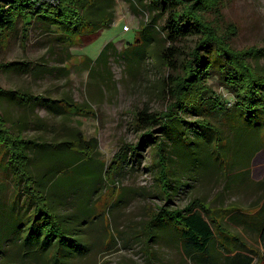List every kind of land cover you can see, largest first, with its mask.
I'll return each instance as SVG.
<instances>
[{
	"label": "rangeland",
	"instance_id": "rangeland-1",
	"mask_svg": "<svg viewBox=\"0 0 264 264\" xmlns=\"http://www.w3.org/2000/svg\"><path fill=\"white\" fill-rule=\"evenodd\" d=\"M220 9V19L213 15L210 19H215L216 29L229 37L233 50H264V0H221ZM113 11L115 21L110 27L100 30L92 40L76 42L68 51L57 40L58 35L46 33L40 22L31 24L26 34L20 18L14 32L0 47L2 91L45 97L53 101L55 109L63 105L70 113H75V107L63 104L65 99L82 108L80 114L68 115L65 110H51L42 104L21 107L12 95L0 97V114L13 126L15 134L38 144L46 143L49 146L44 149L51 150H56L53 145L57 142L73 139L78 130L85 140L95 141L92 153H86L79 169L68 175L66 189L49 195L64 227L87 246L70 241L66 246L77 252L80 259H74L73 253H64L63 262L199 264L197 257L185 255L175 232L162 229L160 224L153 228L150 225L161 209L181 211L191 202H199L194 209L205 219L218 221L222 231L230 232L254 250L255 254L246 253L252 259L251 264H264V248L242 214L253 215L264 206V198L259 201L264 195V149L253 157L246 156L251 153L243 148L247 138L228 120L226 111L232 108L233 97L224 88L226 80L215 74L216 69L227 74L231 70L214 67L207 83L211 90L208 98L217 97L222 107L218 113L207 114L214 120L209 119L218 129V137L209 134L206 127L192 125L195 131L185 130L189 137L182 138L180 144L168 139L169 135L158 126L149 127L152 136L148 138L147 131L137 126L135 115L140 110L149 114L166 111L173 101L169 91L171 79L177 73L166 68L159 56L155 57L159 51L172 47L161 31L165 12L152 6L150 0H114ZM150 20L153 22L144 36V44L137 47V30ZM190 33L172 47L179 53L177 68L191 60L198 45V35ZM105 47V54L100 57ZM198 51L202 53L201 48ZM207 57L213 60L212 51ZM88 58L95 62L86 63ZM249 63L264 77L263 53ZM181 116L187 122L197 119L187 111ZM152 141L162 144L166 153L172 186L166 191L169 200L157 180L159 167L156 144ZM135 145L139 147L138 155L131 156L127 149L121 168L110 183L106 177L113 166L110 162L123 152V147ZM38 152L34 150L31 154L36 156ZM3 174L1 170L0 178ZM212 226L217 233L215 225ZM219 241L224 243L216 234L210 250L216 263L224 264L227 254L238 251L241 244L224 245L225 249Z\"/></svg>",
	"mask_w": 264,
	"mask_h": 264
},
{
	"label": "trees",
	"instance_id": "trees-1",
	"mask_svg": "<svg viewBox=\"0 0 264 264\" xmlns=\"http://www.w3.org/2000/svg\"><path fill=\"white\" fill-rule=\"evenodd\" d=\"M113 3L114 0H0V47L5 44L4 39H8L14 32L17 19L20 18L26 34L31 24L40 22L46 33L58 35L57 40L61 41L68 51L76 42L92 40L100 30L114 23ZM150 4L165 12V24L161 31L164 39L173 48L190 32H195L199 38L197 47L190 52L191 60L178 68L176 58L179 53L172 47L155 55L160 57L166 68L172 69L173 73L177 72L171 79L172 86L169 89L173 101L164 112L149 114L146 110L138 111L135 115L137 126L147 131L145 134L148 138L152 136L149 127L158 126L159 130L165 131L166 136L169 135L168 139L179 144L182 138L188 139L189 135L184 134V131L190 133L189 128L191 129L192 125L196 128L206 127L209 134L218 137V129L213 127L209 120L212 118L207 114L218 113L222 107L217 102V97L215 100L208 98L211 90L207 83L213 76L214 67H221L225 71L230 69L232 72H228L229 74L220 73L217 69L215 74L218 79L221 77L226 80L223 82L224 88L233 97L232 108L226 111L227 117L231 126L240 128L243 136L247 138L243 148L251 153L246 156H255L264 149V77L251 67L249 60L264 54V50L252 48L237 52L231 48L229 37L218 31L214 22L215 19H220L221 0H150ZM211 15L214 20L210 19ZM152 22L150 20L139 26L138 37L135 39V44H139L137 47L144 44V36L149 33L148 27ZM106 47L100 57L105 54ZM199 48L202 53H199ZM210 51L214 56L213 60L207 57ZM85 61L95 62L90 58ZM9 95L14 97L18 105L25 108L42 104L51 110H65L68 115L80 114L82 111L81 106L68 103V99L64 100L66 103L63 100L61 103L72 104L75 113H70L63 105H57L58 108L55 109L51 104L53 101L45 97H36L26 92L24 94L2 91L0 88V97ZM30 101L34 103L26 105ZM210 103L212 105L208 106ZM84 109L92 113L88 106ZM184 111L197 116V119L187 122L181 116ZM8 123L0 114V171L4 170V176L0 178V264H65L64 253H73L74 259H80V255L66 245H70V241L78 242L79 245L86 244L77 239L72 230L64 227L63 220L54 212L49 195L54 191L66 189L68 175L79 169L86 153H92V143L95 141L85 140L78 130L70 141L54 144L56 150L44 149L49 145L23 139L20 133L13 132V126ZM236 141L238 139L234 142ZM152 142L156 144V164L159 167L156 172L157 180L162 184L169 200L166 191L172 186L171 173L166 166V153L162 144ZM122 149L123 152L110 162L113 164L111 170H107L106 177L110 183H113L114 176L120 170L127 149H130L131 156L134 157L138 155L139 147L125 146ZM34 150L39 151L36 156L31 154ZM263 198L264 195L259 201ZM196 204L199 205V202H191L181 211L161 209L151 219L150 225L152 224L153 228L160 224L162 229L175 232L182 242L185 255L197 257L199 264H217L210 250V244L216 234L223 240L224 243L219 241L223 247L241 244L238 251L227 254L229 257H226L224 264H251L252 259L246 253L255 254L254 250L244 246L242 241L230 232L222 231L218 221L205 219L199 210L194 209L198 207ZM242 214L254 234L257 233L258 241L264 248V206L253 215ZM212 225L217 228V233L212 229ZM69 235H72V238ZM4 237L5 246L2 242Z\"/></svg>",
	"mask_w": 264,
	"mask_h": 264
},
{
	"label": "built area",
	"instance_id": "built-area-1",
	"mask_svg": "<svg viewBox=\"0 0 264 264\" xmlns=\"http://www.w3.org/2000/svg\"><path fill=\"white\" fill-rule=\"evenodd\" d=\"M125 30L128 31V27H126Z\"/></svg>",
	"mask_w": 264,
	"mask_h": 264
},
{
	"label": "bare ground",
	"instance_id": "bare-ground-1",
	"mask_svg": "<svg viewBox=\"0 0 264 264\" xmlns=\"http://www.w3.org/2000/svg\"><path fill=\"white\" fill-rule=\"evenodd\" d=\"M260 190V189H259ZM261 191V190H260Z\"/></svg>",
	"mask_w": 264,
	"mask_h": 264
}]
</instances>
